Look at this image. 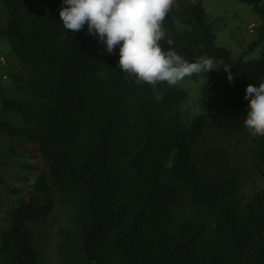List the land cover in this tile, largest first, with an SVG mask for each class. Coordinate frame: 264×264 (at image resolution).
<instances>
[{"label":"trees","instance_id":"1","mask_svg":"<svg viewBox=\"0 0 264 264\" xmlns=\"http://www.w3.org/2000/svg\"><path fill=\"white\" fill-rule=\"evenodd\" d=\"M239 1L259 17L240 54L218 43L201 0H176L164 22L178 53L222 60L234 77L219 64L201 74L186 123L188 90L157 85V102L125 78L118 49L87 25L63 28V0H0V38L19 63L13 93L0 86V264H39L50 236L56 264H264V137L244 125L247 85L264 80V50L249 56L264 43V2ZM210 131L249 134L262 186L245 187Z\"/></svg>","mask_w":264,"mask_h":264},{"label":"clouds","instance_id":"2","mask_svg":"<svg viewBox=\"0 0 264 264\" xmlns=\"http://www.w3.org/2000/svg\"><path fill=\"white\" fill-rule=\"evenodd\" d=\"M176 0H63L59 16L63 28L73 33L87 25L88 34L98 38L108 53L119 48L118 67L125 78L137 84H149L157 102L163 93L157 85L174 88L187 78L217 70L218 64L233 82L231 66L208 55L190 61L178 53L168 38L164 22ZM166 43L169 47L165 49ZM249 101L244 120L253 137H264V80L248 84Z\"/></svg>","mask_w":264,"mask_h":264},{"label":"rangeland","instance_id":"3","mask_svg":"<svg viewBox=\"0 0 264 264\" xmlns=\"http://www.w3.org/2000/svg\"><path fill=\"white\" fill-rule=\"evenodd\" d=\"M198 1V0H190ZM204 7L208 11L209 18H219V23L216 24V33L218 35V43L229 48L233 54H240L242 48L247 46L254 37L249 25L252 22H258L259 17L252 7L239 0H201ZM264 2V0H260ZM4 9L0 5V22L4 21ZM119 50V48L117 47ZM264 50V43L256 50L252 51L250 57H258ZM3 58L6 60L3 63ZM19 63L14 56L11 55L10 43L0 38V86L6 85L8 91L13 93V88L9 82L11 70H17ZM204 83V78L198 79L194 76L187 78L181 84V87L188 90V98L181 104L180 109L183 113V119L189 123L193 117L201 111V87ZM248 133L240 136H224L216 131H210L206 142L211 145L218 146L225 150L227 155L228 165L239 166L245 172L244 181L245 187L254 190L262 186L263 181L254 171L251 159V146L248 141ZM42 163V162H40ZM11 168L14 166L10 165ZM255 180H254V179ZM61 215L55 218V223L60 222ZM52 231V230H51ZM51 240V242H50ZM38 248L41 251L39 264H56V256L54 255V240L51 236L41 238Z\"/></svg>","mask_w":264,"mask_h":264},{"label":"built area","instance_id":"4","mask_svg":"<svg viewBox=\"0 0 264 264\" xmlns=\"http://www.w3.org/2000/svg\"><path fill=\"white\" fill-rule=\"evenodd\" d=\"M256 26V23L255 22H252L249 27H250V30L253 31L254 27ZM6 60L3 58V63H5Z\"/></svg>","mask_w":264,"mask_h":264}]
</instances>
